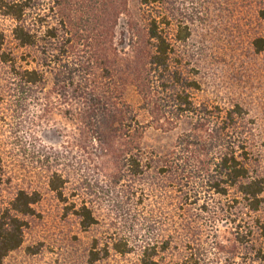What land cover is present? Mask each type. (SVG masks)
I'll return each instance as SVG.
<instances>
[{
    "label": "trees",
    "instance_id": "1",
    "mask_svg": "<svg viewBox=\"0 0 264 264\" xmlns=\"http://www.w3.org/2000/svg\"><path fill=\"white\" fill-rule=\"evenodd\" d=\"M174 1L0 0V19L11 22L9 42L0 29V108L20 118L30 106L41 107L44 121L62 118L64 135L77 139V147L87 152L76 162L79 180L70 198L64 193L70 176L61 156L53 154L46 167L49 189L84 230L97 223L86 191L107 196L111 185L128 180L125 192L134 195V179L152 171L165 180L163 197L174 193L177 203L181 194V204L188 207L177 224L181 257L164 262L160 253L169 241L144 242L139 264H200L205 244L194 230L207 231L205 218L208 223H231L228 236L209 241L216 255L264 264V218L259 215L264 178L250 167L255 119L241 102L225 104L207 95L200 79L201 59L186 48L190 25L199 16L185 12L182 2L173 6ZM254 1L256 19L264 25V0ZM121 16L125 22L120 31ZM249 46L254 54L263 52L264 34L251 37ZM127 82L140 98L145 123L122 98ZM182 120H188V128L176 136L165 156L143 152L146 127L169 131ZM46 156L43 161H48ZM215 196H230L250 222L231 220L229 207L212 201ZM39 197L35 191L19 190L9 206L0 209V264L22 243L25 217L33 215ZM190 207L198 214H191ZM110 250L132 252L127 241H93L85 264L107 259Z\"/></svg>",
    "mask_w": 264,
    "mask_h": 264
},
{
    "label": "rangeland",
    "instance_id": "2",
    "mask_svg": "<svg viewBox=\"0 0 264 264\" xmlns=\"http://www.w3.org/2000/svg\"><path fill=\"white\" fill-rule=\"evenodd\" d=\"M175 1L171 3L173 6L182 2L185 12L199 16L190 25L192 33L186 48L189 53H197L195 59H201L200 79L208 91L207 95L225 104L239 101L247 108L249 116L255 119L250 167L264 178V51L254 54L249 46L251 37L264 34V25L256 19L255 1L251 6L247 5V0ZM134 6L132 4L131 8L134 9ZM124 22L125 17L121 16L118 30L123 29ZM10 27V20L0 19V29L8 42ZM122 98L135 111L137 119L145 123L146 114L131 83L123 86ZM44 119L41 107L30 106L20 118L0 108V209L8 207L19 190L28 193L35 191L40 195L33 206V215L25 217L27 226L23 231L22 243L8 252L1 264H85L93 241L111 244L114 240L127 241L132 252L120 255L110 250L107 259L96 264H139V246L144 242L161 244L164 240L170 243L160 253L164 262L180 258L184 250L182 239L177 237V224L188 207L181 204V194L177 193V203L174 193L163 197L165 180L152 171H145L142 178L134 179L135 183L131 186L134 195L128 196L129 191L127 194L125 192L131 184L128 180L111 185L105 192L107 196L99 193L94 196L91 191H86L90 194L97 218V223L86 230L79 226L75 216L64 213L63 204L47 185L49 157L53 154L61 156L65 166L63 170L70 176L64 193L70 198L79 180L80 171L76 169V162L85 159L87 152L77 147V139L72 140L73 137L64 135L65 122L62 118L53 116L48 122ZM188 124V120H182L169 131L146 127L141 139L143 152L165 156L176 136L186 130ZM44 156L48 161L42 160ZM97 178L99 182L102 177L98 174ZM226 199L215 196L212 201L229 207L227 211L231 220L250 222L245 211L235 207L230 196ZM212 201L209 204L213 205ZM190 213L195 215L198 211L190 207ZM191 214L195 220L197 217ZM259 215L264 218V200ZM203 224L207 231L199 233L194 230L197 240L205 244L200 264H235L233 261L238 264H259L251 261L245 263L239 257L227 256V253L216 255L209 241L215 236L222 239L228 236L231 223L222 219H218L216 224L208 223L205 218ZM194 231L193 238L196 237ZM228 257H232L230 263Z\"/></svg>",
    "mask_w": 264,
    "mask_h": 264
}]
</instances>
